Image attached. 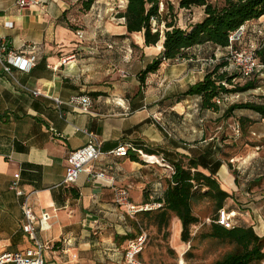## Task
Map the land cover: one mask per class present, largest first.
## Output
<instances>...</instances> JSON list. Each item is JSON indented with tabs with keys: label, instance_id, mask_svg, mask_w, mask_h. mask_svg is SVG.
Returning <instances> with one entry per match:
<instances>
[{
	"label": "crops",
	"instance_id": "crops-1",
	"mask_svg": "<svg viewBox=\"0 0 264 264\" xmlns=\"http://www.w3.org/2000/svg\"><path fill=\"white\" fill-rule=\"evenodd\" d=\"M125 4L95 0L84 11L80 0H47L24 8L16 0H0V36L8 50L34 51L37 57L29 71L13 67L8 74L0 64V254L35 245L22 229L25 196L35 192L28 200L34 213L50 216L49 228L35 229L45 245L44 264H125L127 244L142 230L137 217L144 214L132 216L117 205L113 187L126 188L139 206L151 204L146 202L161 183L145 174L150 163L128 157L130 164H137L130 166L125 157L112 153L122 144L174 161L194 158L201 172L225 181L229 193L237 189L218 151L211 152L209 138L203 139L210 118L220 117L228 101L211 111L200 108L199 96L175 100L203 79L210 62L164 61L140 85L137 74L160 54L162 48L156 46L162 47V40L146 47L141 33H128L117 15ZM258 22L264 16L244 25L250 32L264 33V27L254 25ZM199 47L192 48V55ZM85 94L92 99L88 110L68 103L72 96ZM254 115L252 133L264 136V119ZM88 133L96 135L102 156L74 183L64 184L67 156L87 142ZM98 172L104 176L96 178ZM16 174L23 195L10 188ZM150 181L151 195L144 198ZM168 222L177 248L181 223L173 214Z\"/></svg>",
	"mask_w": 264,
	"mask_h": 264
},
{
	"label": "trees",
	"instance_id": "trees-1",
	"mask_svg": "<svg viewBox=\"0 0 264 264\" xmlns=\"http://www.w3.org/2000/svg\"><path fill=\"white\" fill-rule=\"evenodd\" d=\"M95 0H80L81 9L88 11ZM125 8L120 12L124 26L128 33H141L144 46H156L162 40V50L146 67L138 74L140 85H144L146 77L156 72L164 61L174 62L180 59H190L193 47L210 45L214 50L227 49L229 36L245 23L259 19L264 16V0H222L220 3H212L209 0H178V9L193 10L202 8L201 20L195 22L188 28H181L171 17L170 7L160 11V0H125ZM163 25V28H161ZM76 30L77 27L70 26ZM234 43L233 46H236ZM228 50V49H227ZM258 61L264 64V41H260L255 49ZM215 55V54H214ZM222 59V58H220ZM228 61H221L211 65L203 79L192 85L175 100L180 101L188 96L200 97V108L202 110H219V106L213 100L216 97L224 98L232 94H242L258 88L257 74L248 79L241 78L238 72H229ZM243 80V82H240ZM256 101L233 102L227 104L220 117L212 119L213 123L227 120L236 114L237 110H245L258 115L259 120L264 119V91L258 94ZM253 128L256 122L252 117L238 116V131L243 135L247 132L246 123ZM210 123V122H209ZM209 127V124H208ZM254 131V129H252ZM204 138H207L204 132ZM225 139V138H224ZM234 139V138H233ZM225 140H223L224 142ZM146 154L153 155L154 152L144 150ZM225 155V154H224ZM223 156V155H222ZM132 161H139L138 155L129 153ZM222 159L234 178L236 188L241 186L239 176L233 171L232 158L227 161ZM164 163L169 165L165 187L161 186L155 197L146 203L159 204L155 212V218L159 228L166 227L170 215H175L181 223L180 240L185 243L191 242V227L199 224L200 218L194 213L193 206L203 199H209L213 203L215 213L209 217L210 231L206 237L218 241H226L232 244V248L222 254L213 264H262L264 263V235H259L252 225L241 223L239 218L227 228L219 224V212L236 211L235 208H225L227 200L232 199V193L224 190L213 172L205 174L198 167L194 158L180 157L174 161L163 158ZM255 165L257 162H255ZM250 180L257 182L264 179V167L258 168ZM153 210L141 211L148 215ZM140 227L143 228L140 223ZM142 233L141 229L137 230ZM137 232V233H138Z\"/></svg>",
	"mask_w": 264,
	"mask_h": 264
},
{
	"label": "rangeland",
	"instance_id": "rangeland-1",
	"mask_svg": "<svg viewBox=\"0 0 264 264\" xmlns=\"http://www.w3.org/2000/svg\"><path fill=\"white\" fill-rule=\"evenodd\" d=\"M209 1L212 3H220L222 0ZM163 3L165 6L170 7L171 17L174 18L173 20L181 28H188L195 22L201 20L203 16L199 8L193 10L178 9V0H160V11H163V9L166 10ZM254 25L262 28L264 27V22H258ZM161 28H163V25H161ZM248 28H250L249 25L246 26L245 35L241 42L236 45L238 48L251 44L257 47L260 41H264V36H262L264 33H253L250 32ZM262 30H264V28H262ZM255 34L257 37L253 39ZM196 49V55L191 56L193 60L199 59V62H204L206 61L204 59H208L207 62H211V65L216 64L218 60L219 62L227 60L228 50L220 53L221 51L214 50L208 44L202 45ZM190 52H193L192 49ZM214 54L217 55L215 56ZM227 68L229 72H237V70L233 69L230 65H227ZM257 80L258 88L256 90L242 94H232L230 95L228 104L233 102L256 101L258 99V94L264 91V76H258ZM240 82H243V80H240ZM236 112L237 113L233 117L219 122L220 129L217 128L218 124L213 123V120L210 118L209 127L205 133L210 140L211 152L214 153L218 151L217 154L221 158L226 155V157H224L225 161L232 158V169L239 176L241 186H238L234 191L231 190L232 199L227 200L225 205L227 209H236V211H234L235 213L231 215V218L233 217L232 221L235 223L236 220L234 219L239 218L241 223L254 226V230L257 234L264 235V233H262V230H264V179L258 180L257 182L250 181L255 172L259 171L258 168L262 169V167H264V136L252 133L253 130L249 128V124L246 123V121L245 123L248 127L247 132L242 135L239 130L238 133H236L235 129L239 127L237 123L238 116H251L252 118L255 116L253 112L245 110H237ZM214 139H217L220 147L216 146L217 142H214ZM223 140L225 141L223 142ZM213 142L215 144L214 148L213 145H211ZM145 158L138 155L139 161H137V163H145ZM124 159L129 163L128 157ZM254 161L257 162L256 165ZM150 164L151 165L144 171L145 174L150 180L155 179L156 181H160L161 186L165 187L168 170L156 162ZM129 165L137 166V164L130 163ZM130 168V170H133L132 167ZM228 171L231 174V170L228 169ZM219 183L224 190H228L225 181H219ZM151 189L150 181L148 186L143 189L144 198L151 195ZM193 210L200 218V222L204 221L205 224L201 226H199V224L192 226L193 239L191 242L185 243L179 239L177 248L172 245V226L169 222L166 227H158L155 218L157 209L149 212L148 215L137 217V220L142 224V231L146 235V243L140 254V259L143 258L142 261L146 264H213L222 254L230 250L232 248L231 243L206 237L210 231V225L207 219L213 217L215 213L213 203L205 198L195 203Z\"/></svg>",
	"mask_w": 264,
	"mask_h": 264
},
{
	"label": "built area",
	"instance_id": "built-area-1",
	"mask_svg": "<svg viewBox=\"0 0 264 264\" xmlns=\"http://www.w3.org/2000/svg\"><path fill=\"white\" fill-rule=\"evenodd\" d=\"M47 0H16V5L19 8H24L32 3H43ZM123 20V19H122ZM10 26V24L8 25ZM246 26L242 25L235 32L229 36V46L227 61L233 69H236L240 74L241 78L248 79L252 75L257 74V76H264V64H261L255 54V49L252 44L244 46L241 48H235L234 43H240L245 35ZM77 35L82 37V34L78 31ZM37 57L34 51L30 52H14L7 48V43L3 37L0 36V64L3 70L11 74L13 67H18L21 70L29 71L36 65ZM211 64V62H210ZM34 94H39L38 91H34ZM56 104L62 103L59 99H53ZM230 96H225L224 98L216 97L214 102L218 105L223 104L225 101H229ZM69 104L76 105L83 110H88L92 106V99L89 95H75L72 96ZM158 119V118H157ZM238 133V129H235ZM112 153L116 156L127 157L129 153H135L145 158L147 163L156 162L160 166L169 168L167 163H164L163 158L156 155L145 154L139 148H136L129 144H122L118 146ZM102 156L100 150L99 142L96 135L92 133L87 134V142L78 149L69 152L66 162V172L63 179L64 184L74 183L79 175L83 172L88 171V167L91 163L96 161ZM18 174L14 175V179L10 184V188L15 190L17 195H23V192L18 189ZM96 178L104 176L103 172H98L95 174ZM114 201L117 205L123 206L129 215H136V213L141 211L152 210L153 208H158L159 204H144L136 205L131 202L129 192L126 188L120 186L113 187ZM33 193L25 196L22 209L24 215V224L22 226L23 231L29 236L31 240L35 241V245L31 248L26 249L24 252H5L0 254V264H44L43 251L45 245L41 243L35 235L36 225L41 229L49 228L48 219L49 215L47 213H42L37 216L31 205L28 203L29 197ZM235 212H226L221 210L219 212L218 223L230 228L234 222L232 221L231 215ZM209 222L210 219H207ZM146 243V235L144 232L138 234L136 237L131 239L124 252V262L125 264H146L138 260L137 256L142 252Z\"/></svg>",
	"mask_w": 264,
	"mask_h": 264
},
{
	"label": "bare ground",
	"instance_id": "bare-ground-1",
	"mask_svg": "<svg viewBox=\"0 0 264 264\" xmlns=\"http://www.w3.org/2000/svg\"><path fill=\"white\" fill-rule=\"evenodd\" d=\"M157 47V46H156ZM162 47L161 46H159V47H157V49H161Z\"/></svg>",
	"mask_w": 264,
	"mask_h": 264
}]
</instances>
